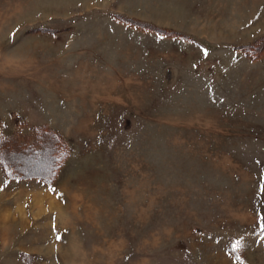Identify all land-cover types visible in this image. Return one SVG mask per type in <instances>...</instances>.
I'll list each match as a JSON object with an SVG mask.
<instances>
[{
	"label": "rangeland",
	"instance_id": "obj_1",
	"mask_svg": "<svg viewBox=\"0 0 264 264\" xmlns=\"http://www.w3.org/2000/svg\"><path fill=\"white\" fill-rule=\"evenodd\" d=\"M263 1L0 0V264H264Z\"/></svg>",
	"mask_w": 264,
	"mask_h": 264
},
{
	"label": "trees",
	"instance_id": "obj_2",
	"mask_svg": "<svg viewBox=\"0 0 264 264\" xmlns=\"http://www.w3.org/2000/svg\"><path fill=\"white\" fill-rule=\"evenodd\" d=\"M38 131L44 133L45 129H38ZM44 136L45 133H44ZM26 140H17V139H6L3 140L0 144V167L4 174H6V171L15 170V171H21V167L18 163L15 161L16 156H32L30 154V150L26 149L25 146ZM41 150L47 151L48 154V168H52L51 170L55 171V163L56 159L58 158L57 155L60 154V151L63 150L62 147L64 146L61 142L60 138L56 135L50 132L49 136L44 137L42 140H40ZM49 144V146H46ZM19 145V146H18ZM38 153V152H37ZM36 153V154H37ZM33 157V156H32ZM11 164L9 168H7V165ZM57 164V163H56ZM55 165V166H54ZM45 180V179H44ZM47 181V180H45Z\"/></svg>",
	"mask_w": 264,
	"mask_h": 264
},
{
	"label": "crops",
	"instance_id": "obj_3",
	"mask_svg": "<svg viewBox=\"0 0 264 264\" xmlns=\"http://www.w3.org/2000/svg\"><path fill=\"white\" fill-rule=\"evenodd\" d=\"M196 1H197V3L199 5L197 6V8H196L195 11L198 12V11L201 10L202 13H205L206 14L207 11H208V8H207L208 6H207V4H205V2L206 3L209 2L208 3L209 4V11L210 10H213V11H215V13H216V11H218V12L221 11L222 13L227 12L228 14H230V17L233 16L232 18H230V22H232L231 25L229 26V27H231L230 30H234L236 28V29H239L240 31H242V28L245 27V30L248 31L249 23L248 24L246 23V25L245 24L243 25V24L240 23V25H239L237 23V21L240 20V19H238V18H240V17H238L239 15H241L243 13H247L248 14V9H249V2L248 1L249 0H225L226 3L223 0H196ZM263 4H264V1L258 3V7H260V10H259V8H256V10L258 12H261L263 10V8L261 7ZM212 16L214 17L216 15H212ZM210 18H211V16L208 18L209 19V20H207L208 22L210 21ZM233 24H238V26L235 27V26H233ZM208 26H210V27H216V28H219L220 30H222V29L225 28L224 25H218L217 23H211V24L208 23ZM214 29L215 28H212L211 30H214ZM218 31H216V32H218ZM260 32L261 31L254 32L253 35L254 36H256V35H262V33H260ZM195 34L192 33V32H188L187 35L194 36Z\"/></svg>",
	"mask_w": 264,
	"mask_h": 264
},
{
	"label": "snow or ice",
	"instance_id": "obj_4",
	"mask_svg": "<svg viewBox=\"0 0 264 264\" xmlns=\"http://www.w3.org/2000/svg\"><path fill=\"white\" fill-rule=\"evenodd\" d=\"M57 239H59V237H57ZM239 241H237V243L233 246V248L235 249L236 247H238L239 246Z\"/></svg>",
	"mask_w": 264,
	"mask_h": 264
}]
</instances>
